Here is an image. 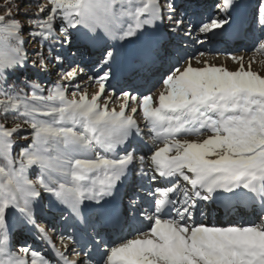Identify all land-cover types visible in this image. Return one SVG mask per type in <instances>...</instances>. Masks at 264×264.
Here are the masks:
<instances>
[{"label":"snow or ice","instance_id":"6c2138e0","mask_svg":"<svg viewBox=\"0 0 264 264\" xmlns=\"http://www.w3.org/2000/svg\"><path fill=\"white\" fill-rule=\"evenodd\" d=\"M31 6H0V264H264V76L243 56L229 71L193 67L189 54L160 76L155 100L117 76L122 64L150 69L172 56L181 35L246 36L247 10L264 53V0H47L21 11ZM50 68L54 81L41 77ZM208 203L251 208L259 222L197 220ZM45 207L90 229L88 243L78 250L60 233L72 246L56 249Z\"/></svg>","mask_w":264,"mask_h":264},{"label":"rangeland","instance_id":"374dc122","mask_svg":"<svg viewBox=\"0 0 264 264\" xmlns=\"http://www.w3.org/2000/svg\"><path fill=\"white\" fill-rule=\"evenodd\" d=\"M40 2L39 3H41V2H43V3H46L47 2V0H39ZM18 2H19V0H18ZM22 9H24V8H22ZM21 9V10H22ZM191 44V46H193L194 45V43H190ZM196 44H198V43H196ZM194 46H196V45H194ZM36 47H38L37 45H35V44H29V45H27V48H28V51H29V53H31ZM208 48H211V47H208ZM207 50H209V49H207ZM211 52V51H210ZM253 52H255L258 56H263L264 55V53H262V52H258V51H254V49H252V53ZM240 56H242V54H239ZM212 56H214V57H212L213 58V60L212 61H217L218 59H220L219 57L217 58V56L216 55H212ZM233 56H235V55H233ZM216 57V58H215ZM221 57V56H220ZM231 57H232V55L231 56H228L227 58L229 59H227L226 58V60H224L222 63H219V65H215V66H221V67H224V68H226L227 70H229V71H231V70H237V66H238V64L235 62V61H232V59H231ZM197 58H199V61L200 62H205L203 59H204V57H202V56H200L199 54H198V56H197ZM211 58V59H212ZM215 58V59H214ZM246 59H247V61L245 62L247 65L249 64V60H248V57H245ZM262 58H264V56L262 57ZM207 59H208V57H207ZM235 63V65H234V63ZM208 63V62H207ZM244 63V64H245ZM230 64H233V67L235 68V69H232V68H228V65H230ZM211 65H213V64H211ZM186 66V65H185ZM194 67V66H193ZM195 67H197V66H195ZM199 67V66H198ZM237 67V68H236ZM50 72L52 73L51 74V76H45V75H43L44 76V79L47 81L48 79H51V80H56L57 79V76H56V74H55V72H56V70L54 69V68H50ZM43 74V73H42ZM96 87H98V86H92V87H89V92H91L90 93V95L96 90ZM163 86L162 85H160V88L159 89H156V91L153 93L152 92V94H153V96L155 95V96H157V95H159V92L161 91L160 89L162 88ZM90 88H92V89H90ZM123 101L122 100H119V101H117L116 102V104L114 105L116 108H117V110H119V104L120 103H122ZM138 120H140V118H138ZM140 122H141V120H140ZM205 135H207V134H205ZM190 140H196L197 139V137H195V136H190V137H188ZM202 138H204V137H200L199 139H202ZM20 143H25V141H20Z\"/></svg>","mask_w":264,"mask_h":264},{"label":"bare ground","instance_id":"6f19581e","mask_svg":"<svg viewBox=\"0 0 264 264\" xmlns=\"http://www.w3.org/2000/svg\"><path fill=\"white\" fill-rule=\"evenodd\" d=\"M180 0H178V2H179ZM191 45V44H190ZM207 48L206 49H209V50H207L208 52H210V51H214V48L211 46V48H208V46H206ZM194 49L195 50H197V46H195L194 47ZM250 50V49H249ZM247 50V52H240V53H238V54H242V56L244 57V63L247 61V59L245 58V57H248V60H249V64L247 65L246 63L244 64V66H245V69L246 70H248L249 69V65H251V70L252 71H254V72H257V73H259L261 76H264V58H262L261 56H258L255 52H253L252 53V50ZM198 52H195V55L196 56H198ZM234 53H232V55H233ZM220 57V56H219ZM216 58V57H215ZM214 58V59H215ZM218 58V57H217ZM198 60H199V58H197ZM224 59H225V57H224ZM228 59V58H227ZM226 60V59H225ZM229 60V59H228ZM233 61V60H232ZM213 62V61H212ZM214 62H215V64H213V65H216V62L217 61H215L214 60ZM192 66H197V68H198V66L199 67H202L203 66V62H200V63H198L197 62V60L196 59H194L192 62ZM234 63V62H233ZM209 64H210V62H209ZM234 65H235V63H234ZM238 67V66H237ZM236 67V68H237ZM228 68H232V69H235L234 67H233V64H230V65H228ZM236 70V69H235ZM231 71H234V70H231ZM119 77V76H118ZM90 89H92V88H90ZM161 91L163 90V87L160 89ZM88 91H89V88H88ZM153 91V90H152ZM91 92H89V94H90ZM156 97H158V95L157 96H153V99L155 100L156 99ZM203 139V138H202ZM45 203V202H44ZM45 204H47V203H45ZM62 221H65V219H63ZM19 239V238H18Z\"/></svg>","mask_w":264,"mask_h":264},{"label":"trees","instance_id":"16d2710c","mask_svg":"<svg viewBox=\"0 0 264 264\" xmlns=\"http://www.w3.org/2000/svg\"><path fill=\"white\" fill-rule=\"evenodd\" d=\"M39 2H40L39 0H23V3L25 5H32V6L31 7H27L26 9H22L21 11H24V10H27L29 12H35V11H37V9L35 7V4L36 3H39ZM6 3H7V0H0V6H3ZM24 75H27L29 77H32V76L35 75V70L29 69L27 72L24 73ZM43 75L44 74L41 73V77L42 78H43Z\"/></svg>","mask_w":264,"mask_h":264}]
</instances>
